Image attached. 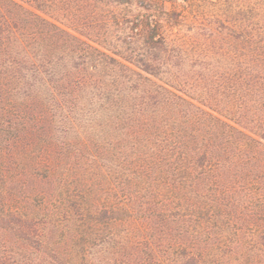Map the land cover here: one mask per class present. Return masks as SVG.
<instances>
[{
  "label": "trees",
  "instance_id": "trees-1",
  "mask_svg": "<svg viewBox=\"0 0 264 264\" xmlns=\"http://www.w3.org/2000/svg\"><path fill=\"white\" fill-rule=\"evenodd\" d=\"M0 264H264V0H0Z\"/></svg>",
  "mask_w": 264,
  "mask_h": 264
}]
</instances>
